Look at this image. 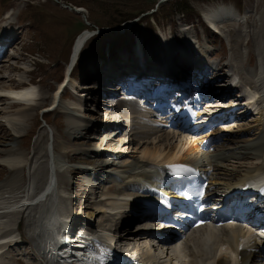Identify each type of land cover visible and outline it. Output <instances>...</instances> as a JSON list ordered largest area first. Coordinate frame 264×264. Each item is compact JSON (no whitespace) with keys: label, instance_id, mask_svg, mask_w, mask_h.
I'll use <instances>...</instances> for the list:
<instances>
[{"label":"rangeland","instance_id":"rangeland-1","mask_svg":"<svg viewBox=\"0 0 264 264\" xmlns=\"http://www.w3.org/2000/svg\"><path fill=\"white\" fill-rule=\"evenodd\" d=\"M221 4L235 6V9L244 13L247 21L240 23L245 20L242 17L240 22L221 25L218 30L220 34L201 27V14L205 15L204 12L208 9ZM181 10L186 15L181 14ZM7 13L9 20L5 19ZM89 27L98 33L86 39L74 72L78 82L74 81L77 83L73 89L83 96L72 95L66 90L58 108L54 112H46L54 102V89L66 72L74 42L81 34L88 32L84 29ZM5 28L11 42L16 38L19 40L9 50L10 60L7 63V59L0 62V89L19 82L33 83L36 85L38 99L28 108L0 98V110H3L0 112V156L10 157L14 154L28 158L21 168L12 170L4 161L6 157H0V234L9 230V235L12 233L11 242H15L4 250L0 264H18L17 256L21 259L19 264H44L43 259L46 260L34 249L33 221L27 219L25 208L20 206L27 196L28 186L34 180L33 169L46 160L48 167L50 159L53 164L56 159L59 162L60 166H55L58 171L56 188L59 196L68 202L73 217L82 221L91 220L93 224L89 228L111 230L116 221L113 212L117 210L118 215H125L126 207L130 203L122 198L124 194L132 192L125 188L126 182L118 181V173L126 175L144 170L149 164L142 154L144 149H170L178 145L186 149L193 143L201 142L208 147L210 145L206 144L209 131L205 130L199 135L153 133L149 132L152 126L141 124L138 119L131 122L130 115L122 114L118 110L120 106L116 109L93 103L90 96L98 92L91 94L88 87H84L89 81L85 77L88 68L96 65L99 59L108 57L109 53L111 59L127 58L132 45L139 39L140 46L144 43L145 55L146 48L154 57L160 53L161 58H164V52L161 53L165 46L164 40L170 42L174 37L180 44H184L186 38L191 39L197 33L203 42H209L205 47L208 58L221 61V73L225 69L227 70L224 72L228 73L239 72L240 79L236 86H239L238 91L241 92L244 84L250 82L248 84L251 85L257 81L252 82L253 77L247 75L244 69L250 64V71L254 72L257 63L260 64L261 59L264 62V0H0V34ZM160 32L163 33V38ZM178 34L183 37H177ZM156 41L159 43L154 45ZM183 51L188 56L192 55L191 49ZM188 56L178 55L176 59L188 65ZM146 58L153 61V66L160 61L158 57ZM116 68L121 67L115 66L111 70L116 72ZM98 71L91 73H99ZM258 76L257 72L256 79ZM232 93V98H226L225 102H233L238 96L236 92ZM81 102L83 103L80 106ZM16 118H22V123L19 122L20 132H16L10 122ZM256 118L226 119L212 129L215 135H223V139L230 140L236 134L242 135L238 143L221 144L213 150L210 149L209 159L216 165L212 188L223 189L227 184L238 181L246 170L261 163L263 165L264 157L259 158L262 134L258 132L259 135H256L249 131L244 133L242 130L246 126L252 127ZM129 124L132 125L131 128ZM137 125L142 128L137 129ZM224 125L231 128L224 129ZM50 146L54 150L53 157H49ZM35 154H38V160L34 159L33 165L31 162ZM115 203H121L123 208L110 209ZM99 206H103V209L100 210ZM88 212H94L93 217L90 215L85 218ZM144 220L136 219L128 226L130 236L117 240L118 250L129 251L125 253L127 256L150 264H183V261L184 264H196L197 260L203 261V264H212L213 253L202 258L201 245H198L201 233L184 244L183 253L173 251L172 248L167 249L153 240V237L137 242L138 235L144 231L139 229L141 231L137 233L140 226L137 224ZM77 226L82 227L84 224L79 223ZM122 228L125 230L126 227ZM160 255L163 259L161 262L156 257Z\"/></svg>","mask_w":264,"mask_h":264},{"label":"bare ground","instance_id":"bare-ground-1","mask_svg":"<svg viewBox=\"0 0 264 264\" xmlns=\"http://www.w3.org/2000/svg\"><path fill=\"white\" fill-rule=\"evenodd\" d=\"M234 7L235 6H228V5L221 4V5L212 7L211 9H208L206 12H204L205 13L204 16L216 30H220L221 27L225 24H228L230 22L236 23V22H240L242 20V17L239 16V14L236 12V9ZM80 11H82V10H80ZM85 31H87V30H85ZM89 34L92 35L93 33H91V31L84 32L83 34H81L79 36V38H77V40L75 42V47L77 50L73 56V62H75L77 60V58L81 55L82 51L78 54L79 47H82L83 44L85 43V41H87L88 38H90L88 36ZM16 43H17V41L13 43V46ZM164 44H165L164 47L166 50V52H164V54H163L164 59L169 60V61L173 60V65L171 68H168V70L173 71V70L177 69L178 67H182L181 65H185L186 62L184 63V61L181 62L180 60L176 59V57L178 55H176L174 57L173 50H175L178 45L176 43L174 44L172 42L171 43L167 42L166 40H164ZM191 44H192V42H190V45ZM140 45H141V43H139V46H138L139 47V55H137V58L145 59L147 61V65L149 67H152L153 65L151 62H153V61H150L145 57L144 49ZM7 56H8L7 53L3 57H1V54H0V62H4L7 59ZM190 63H191L190 59H188V64H190ZM155 66H162V62L161 61L155 62ZM260 66H261V69L258 71L259 76H258V79H256L257 81H255L256 83L251 84L252 86L249 85L248 83L244 84V85L242 84L243 87H245V91L249 95V97L246 99L247 100L246 103L244 104L245 108L247 106H249L252 109V104H253V106L255 107L254 109L256 111H258L260 108H262V111L264 110V106H263L264 105V103H263L264 87H262V84L264 83V62L262 59L260 60ZM117 70H119V69L116 68L115 69L116 72H114V70H108V71H103V72L98 71V72H99L100 76L102 77L103 82H109L115 76H117ZM68 74H69V71L66 72L67 77H68ZM220 74H222L221 70H220ZM239 79H240L239 77H237L235 79L236 85L239 82ZM10 81H12V80H10ZM70 81H71L70 84L72 87L74 86L75 83H77V82H74V80H72V79ZM31 84H33V83H31ZM22 85H24L23 82H19L17 85L11 84L8 87L1 88L0 89V98L2 99L4 95L5 96H7V95L16 96L14 101H17L21 105H23L24 107L29 108L30 105L38 99V93H37V89L35 87L36 85L35 84L29 85V86H27V88H24V89L13 90V89H18ZM242 85L240 87H242ZM62 88H63V86L60 88V90ZM235 90L238 91L239 88H237V86H236ZM59 93L60 92H57L55 94V98H54L55 100L50 106L54 105L53 107H55L56 102L58 101L57 98L59 96ZM232 94H233L232 92H227L225 94L218 95L219 97L215 96V98L221 99V101H225L226 98L230 100V98H232V97H230V96H232ZM259 96H260V98L258 99L259 101L257 102L258 106H256L255 101ZM243 99H245V98H243ZM82 103L83 102H81V104H79V105L81 106ZM222 105L224 106V104H222ZM118 106H120V108L123 107L122 103H120V105L118 104ZM262 111H259L257 118H256V123L252 127L246 126L245 129H242V130H244V133L246 131H249L250 133H256V135H257L258 132L259 133L264 132V117H262V116H264V114L262 113ZM0 112H3V110H0ZM129 112H131V113H129L130 115L137 114L135 112H140V115H144L141 113L142 110H140L138 108L136 111L131 110ZM19 117H21V116H19ZM21 121H22V118H16L15 120L11 119V121H10L12 123V125L14 126L13 129H15L16 132H20V130H21V127H20V124L22 123ZM19 122H21V123H19ZM245 125H248V124H245ZM148 127H150V126H148ZM154 127L157 128V126H154ZM136 128L140 129L142 127L140 125H137ZM227 128L229 130L231 128V126L229 127L227 125H224V129H227ZM160 131H162V130H160ZM135 132H133V133H135ZM234 136H235V138L230 139L232 141H230L229 138H226V139L221 138L220 140L224 141V143H223L224 145L226 143H230V144L238 143L239 139H241L242 135L236 134ZM234 136H232V137H234ZM206 141H208V140H206ZM260 142H261V145H260V151L261 152L259 154V157H261V156L264 157V151H263L264 138H262ZM206 144H210L209 147L212 146V144L210 142H206ZM50 147H51V149H50L49 157L50 156L53 157L54 150H53L52 146H50ZM209 147L206 146L204 142H201V143H197V144L193 143V144L189 145L186 149L184 147H179V145L175 146L173 148H170V149H167V148H165V149L164 148H162V149H160V148H154V149L146 148V149H144L142 154L146 159H148V163L150 165H152V164L158 165L159 163L165 164V163H171V162H180V163H185V164L192 163L196 166L205 167V165L212 166V164L211 163H208V164L201 163V162H199L198 159L202 158V159H206L209 161V156H210L209 151L210 150H208V149L206 150V148H209ZM0 157H6V155L0 156ZM10 157L9 156L6 157V159L4 161L9 166V168L12 170L19 168L21 165H23L24 162L27 161L26 159H28V158L25 159V157H23V156L14 155V154L10 155ZM34 159L38 160V154H35L33 156V161L31 162L32 164L34 163ZM55 162L53 164L52 160L50 159L49 167H48V162L46 160V162L45 163L43 162L41 164V166L38 165V167L36 169H33L34 172L32 173L33 174L32 176H33L34 180L30 184V186H28L27 193H26L27 196H26V198L24 197L25 199L23 198L24 201L21 202L20 206L21 207L23 206L25 208V214L27 213V219L29 221H33L32 225H34V232H35L34 243L37 245V247L39 249L42 250V252H44L43 255H44L46 261H48L49 264H75L78 257L76 255V252L74 251L75 246L72 244V242L74 241V238L77 240H80L82 244L84 243L83 241L85 239L88 240L91 237V234H95L99 237L102 236L104 238L110 236L112 238L111 239L112 241L115 242L116 240H115L114 234H112L111 232H107V231H110V229H99V228H97V229L91 230L89 228V223L91 220H86V219H85L86 222L81 223V224H84V226H82V227L77 226V231L80 232L82 236L74 237V235H71L70 230H72V229L70 227V230H69L68 224L71 222L73 214L69 210L68 202L65 199H62L58 194V190L56 188V185L58 184L57 183V181H58V173L57 172L58 171L56 170L55 166H58L59 162H57V159ZM51 163L54 166H52ZM36 164H38V161ZM213 165L216 168V165L214 163H213ZM136 172L127 173L126 175L125 174L122 175V173H118V178L120 177L119 179H127V178H129V176L133 175ZM148 172H145L144 174L147 176L150 175ZM245 172L246 173L244 175L242 173V175L238 178L239 179L238 181L243 182L246 178H248L250 176L263 175L264 163H263V165L261 163V165L256 166L253 169L246 170ZM123 173H124V171H123ZM212 184H214L213 180H212ZM212 184H211V186H212ZM238 184H239L238 182H233V183L227 184L226 186H233V185H238ZM210 189H211V187H210ZM126 194H124V195H126ZM36 200H37V202L34 204L33 202H35ZM121 203L112 204L110 206V209L114 210V209L121 208L122 207ZM124 207H125V205H124ZM99 209L100 210L103 209V206H99ZM115 211H117V210H115ZM90 215H91V217H93L94 212H90V213L88 212V214H87V216H85V218H88V216L90 217ZM139 224H140V226H139L138 230L144 229V231L138 235L137 242L144 241V240L146 241L150 237H154L155 234L157 233L156 227L153 225V223H150L149 219L144 220V221L138 223L137 225H139ZM141 224H143V225H141ZM124 226H125V223H124ZM201 229H202L201 231H196V233L200 232V233H202V235L204 234V237L202 239L203 240V244H202L203 247L201 246V249H200V252L202 254V258L204 255L207 256L208 254H210V251H213V250L216 251V248H218L220 250L219 255L222 253H225V255H223V256H219L216 258L214 257L213 260L210 259L211 261H213L212 264H239V262L237 260L238 258L236 257L238 255V250H236V248H235V250L234 249H227L226 250L225 247H221L223 242L232 244L233 246L236 245L237 247H238V244L241 242V243H244V245L246 247L248 246L250 248L256 249V252H254V254H252V252L247 253L248 252L247 250H245L243 253H241V254H243L242 264H260L257 261V258H259V257L256 254L262 253V249L264 248V240L259 239L258 240L259 243L252 245V241H253V237H254L253 235H251V234L246 235L245 230L237 228V227L234 228L231 225H228L227 229H225V228L224 229H222V228L221 229L220 228L213 229L211 227L201 228ZM198 230H200V229H198ZM9 232H10L9 230H6L4 232L5 234H0V241L6 242L3 246L0 247V257L7 247L15 244L14 241L11 242V239H10L11 236H8ZM85 234L87 237H83V235L85 236ZM188 242H189V238L186 241H184L183 243L176 244L175 247L172 246L171 248L173 250L176 249L178 253H183L184 249H185L184 244H187ZM79 247L82 248L83 246L79 245ZM197 251H199V250H197ZM127 252L129 253V251H125V250L120 251V253H123V254H125ZM259 255H261V254H259ZM161 256L162 255H160L159 257L162 259ZM13 259H14V261H16V256H14ZM152 259L155 260L154 258H152ZM17 261H18V264L21 263V259L18 256H17ZM197 261H195L196 264H203L202 263L203 261H200V262H197ZM147 263L150 264V262H147ZM184 263H185V261H183V264Z\"/></svg>","mask_w":264,"mask_h":264},{"label":"water","instance_id":"water-1","mask_svg":"<svg viewBox=\"0 0 264 264\" xmlns=\"http://www.w3.org/2000/svg\"><path fill=\"white\" fill-rule=\"evenodd\" d=\"M87 23H88V25L90 24L88 21H87ZM84 30H88V31H91V33H92V30L90 29V27L89 28H86V29H84ZM91 34H89L88 36H90Z\"/></svg>","mask_w":264,"mask_h":264},{"label":"trees","instance_id":"trees-1","mask_svg":"<svg viewBox=\"0 0 264 264\" xmlns=\"http://www.w3.org/2000/svg\"><path fill=\"white\" fill-rule=\"evenodd\" d=\"M183 12H185V11H184V10H181V11H180V13H183Z\"/></svg>","mask_w":264,"mask_h":264}]
</instances>
